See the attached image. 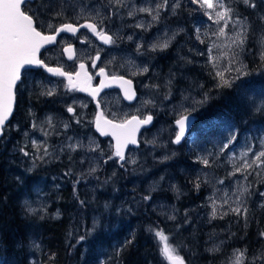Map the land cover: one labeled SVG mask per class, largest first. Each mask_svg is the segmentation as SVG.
<instances>
[{
  "label": "rangeland",
  "instance_id": "1",
  "mask_svg": "<svg viewBox=\"0 0 264 264\" xmlns=\"http://www.w3.org/2000/svg\"><path fill=\"white\" fill-rule=\"evenodd\" d=\"M89 1L91 2L37 0L36 4L32 5V10H36L41 3L48 6L41 8L43 14L39 16L41 28L45 32L52 31L47 28L49 23L56 27L58 22L71 20L84 22L96 17V13L99 12L100 16L93 22L104 18L103 27L107 31H113L115 34L113 36L117 38L116 43L104 45L88 37V43L80 42L79 48L77 46L78 60L85 58L84 60L92 62V58L99 52L102 55L101 65L110 72L139 80L140 85L137 84L139 97L135 102L123 100L117 91L108 93L103 98L102 107L109 118L121 122L132 116L143 119L151 114L153 120L149 127L140 132L138 146H130L126 150L127 162L120 161L113 155L115 151L113 139L109 136L102 137L94 128L98 109L96 106H89L93 104L89 96L78 90L70 91L65 88L64 85L67 83L64 78L50 76L42 70L26 71L23 83L19 87L14 117L0 139V187L16 196L14 198H19V212L23 217L30 219L34 248L37 250L40 248L38 230L35 229L39 222L49 219V216L61 218L66 215L72 221L71 225L75 220L80 223L83 221L81 220L84 216L83 211L79 207L71 205L63 207L65 204H61L60 195L67 185L74 187V192L71 189L72 192L69 193L71 198L73 196L75 199L79 190L88 186L90 190L86 193L93 195L95 199L99 190L94 181L105 182L102 185L104 191L108 182L118 180L119 183L112 189L110 198L102 194L100 202L95 203L96 205L87 204L90 209L87 207L84 209L90 219L89 237L98 234V238L93 240L98 248L92 251V253L100 251L97 264H121L127 238H124V232L117 233V229H122L133 216L140 213L146 215L148 212L162 219V222L155 224L150 218V220L146 218L145 222L138 220V226L145 229L146 238L152 237L159 248L161 245L153 229H163L170 237L169 243L177 249L179 255L182 248L196 260L201 251L216 254L227 244L232 243L235 248L222 261L231 264L235 259V250L240 248L247 250L244 262L246 264L251 258L248 255L249 249L243 245V241L247 231L251 229L252 221H255L254 232L258 229L256 219L264 206V196L260 195L264 193V167L253 166L235 175L230 173L241 167L245 159L250 163L254 158L253 154L250 152L247 157L242 154L249 147H252L253 152H259L260 141L264 139V126H261L262 122L264 123V59L261 58V54L264 53V44L261 42L264 37V21L260 20V17L264 16V0H255L257 4L255 9H247V5L239 0H224L227 6L235 10L224 36L213 34L224 26L223 21L219 25L214 23L215 12L221 10L219 8L210 10L212 19L205 15V9L199 12L200 19L203 20L200 28H195L193 35L187 23H180L182 20L178 19L185 0H169V6L160 10L157 21H153L148 13L136 12L134 16H128L127 13L140 7L154 8L162 0H123L126 7H119L118 10L111 0ZM177 2L180 7L173 11L172 5ZM57 11H62L63 16L54 18ZM237 18L243 20L247 26V39L241 47L232 44L235 33L241 30L239 25L232 26V22ZM251 19L260 23V28H255L253 33L251 32L256 21L253 22ZM140 23L146 27L137 28L136 25ZM129 36L132 37L131 40L127 38ZM164 40H169L166 49L155 51L151 49L153 43H161ZM253 44L257 61L251 63L249 56ZM138 45L142 46L139 51ZM62 47L50 51L52 53L48 54L47 63H54L53 60L67 63ZM145 50L148 54L170 52L172 60H163V55L155 59L163 60L162 67L166 75L162 74L161 77L158 71H154L152 67L154 58L148 54L144 55ZM233 53L237 55L230 64ZM213 63L216 67H213ZM144 67L149 70L141 73L140 69ZM229 67L232 71H226ZM240 68L247 75L235 80L230 88L240 92V87L245 84L241 89L242 95L245 96L248 92L250 99L254 101L250 109L251 120L245 121L241 129L231 127V124L213 128L204 119L211 115H209L211 111L205 114L209 103L215 99L212 102L213 107L223 93V88L217 87L220 80L215 73L223 72L225 79L231 81L238 75L235 70ZM156 78L159 80H155ZM153 80L156 83L154 86L159 87L150 89L148 84ZM251 86H255L256 89L253 90ZM246 87L251 88H247V91L244 89ZM51 88L56 90L54 95H42ZM205 94L208 96L207 101L203 105H196L197 111L192 113L197 118L196 124L189 130L183 143H174L178 133L176 120L186 115L185 109H190L195 102L204 100ZM146 101L152 103L146 104ZM69 106L75 109V113L67 112ZM48 117L52 118V127L47 123ZM77 119L80 123L76 122ZM252 120L257 122L258 129L250 127L248 122ZM33 123L37 125L36 128L32 127ZM65 124L68 128L64 127ZM202 130L204 133H200ZM205 131L212 134L205 137ZM233 131L237 133L236 141L222 152L223 144L227 143ZM45 132L48 135H45ZM33 140L37 143L43 141L47 145L49 155L43 160L37 158L43 155V150L41 148L38 152L32 147ZM76 143L82 146L75 151L68 149L67 145ZM97 145L98 150L89 151V148H95ZM189 147L195 150L194 158L184 155V150H189L187 149ZM21 148L30 155L24 156ZM109 156L113 158L109 160ZM200 158H208L210 165L205 166ZM147 159L156 162L157 166L150 169V166L147 167L145 164L142 167L141 163H145ZM132 160H135L138 166L131 163ZM92 167L96 168V172L89 174ZM105 172L104 177L101 174ZM198 177L200 187L196 188L194 185ZM127 180L135 191L123 185ZM219 181H223V184ZM243 188H247L248 191L241 195L240 190ZM149 194L150 200L143 199ZM225 200L228 202L224 203ZM213 201L216 202V218L211 216ZM240 202H243L248 212L246 214L231 212L230 208L240 206ZM144 205V212H140ZM29 207L35 211H29ZM100 229L104 234L98 233ZM72 231L71 228L69 233ZM76 232L75 245L85 247L88 243L87 237L80 240L79 229H76ZM259 235L260 233L258 237ZM260 246L261 250L252 256L264 251V241L256 248L259 249ZM30 264L38 263L31 257Z\"/></svg>",
  "mask_w": 264,
  "mask_h": 264
},
{
  "label": "snow or ice",
  "instance_id": "2",
  "mask_svg": "<svg viewBox=\"0 0 264 264\" xmlns=\"http://www.w3.org/2000/svg\"><path fill=\"white\" fill-rule=\"evenodd\" d=\"M114 7H126L123 0H111ZM35 3V0H0V137L4 135L6 122L9 121V118L12 116L14 111V106L17 101V92L19 91L20 84L23 83L22 80V70L26 68V66H32L38 69H43L45 72L64 77L67 79V84L64 85L70 91L80 90V91H90L91 95L95 97L104 87L103 82H101L99 87L92 88L91 80L92 76L89 75L86 71V66L84 63L79 65V71L73 72H65L61 67H50L44 60L40 59L41 49L45 45H52L57 41V36L61 33H70L73 36L80 31V29H87L93 36L97 37L100 41L107 45H113L116 43L117 38L113 35H109L107 31H105L103 27V19H99L98 22H93L97 17L100 16V13H96V17H93L91 20H85L83 24H73V23H63L57 27H54L51 23L47 25L48 29L52 30V34H45L44 31L41 30V24L39 22V16L43 13L41 12V8H47V5L41 3L37 6L36 10H32V4ZM193 4H199L201 8L205 9V15L212 19V12L210 10H214L215 8L221 9L220 11L215 12V20L214 23L219 25L221 21H223V27H220L218 32L213 33L214 35L224 36L225 29L229 27V20L232 19V16L235 10L232 7H229L225 4L224 0H191ZM242 3L247 5L250 8L255 9L257 4L255 0H242ZM169 6V0H162L161 3H157L155 7H140L138 9H134L133 11H129L127 13L128 16H134L136 12L148 13L152 16L153 21H157L159 19L160 10L167 8ZM180 7L179 3H175L172 5L173 11L176 8ZM81 13L83 9L80 10ZM63 12L57 11L54 14V18L62 17ZM246 19V18H245ZM261 21H264V16L260 17ZM236 25L240 26V31L235 33V39L232 40V44L237 45V47L243 46L245 40L247 39V26L243 20L239 18L235 19L232 22V26ZM150 26V25H149ZM137 28H145L146 25L143 23L137 24ZM199 31V30H197ZM79 39V37H77ZM129 40L132 39L131 36L127 37ZM88 37L85 36L81 39V43H88ZM262 44H264V37L261 40ZM169 46V40H164L161 43H153L151 45V49L153 51L160 49H166ZM142 46L138 45L137 50L139 51ZM211 51V50H209ZM63 53H68L69 59H73L75 56L74 49L71 45L63 48ZM226 55V54H225ZM237 54H232V59L229 63H233L235 60V56ZM261 58L264 59V53L261 54ZM211 59V57H210ZM100 60V54L97 52L96 56L92 58V66L96 67V62ZM213 67H216L215 63H213ZM148 68L144 67L140 69L141 73L148 72ZM226 71H232L231 67L226 69ZM238 75L233 78V80L225 79L224 73L217 71L215 73L216 77H219L220 83L217 84V87H232L235 80H239L241 76L247 75V73L242 71V68L235 70ZM99 75L107 76L105 72V68L99 69ZM112 79H119L124 84L131 85L130 80H125L124 77H112ZM159 87V86H154ZM55 88L47 89L42 95L52 96L55 94ZM135 93L132 92L129 94V90H125V96L127 99L131 100L134 98ZM208 99L207 94H205L204 100L197 101L190 109H185L186 115H182L180 119L176 120V124L179 125V131L175 136V140L173 141L176 144L181 142L182 137L185 136V132L190 125L193 116L192 113L197 111L196 105H203ZM146 104L152 103V101H146ZM97 106H99V102H97ZM258 111L260 109H257ZM67 112L75 113V109L71 106L67 108ZM219 118H213L208 120L206 123L211 126L215 124L216 120ZM153 116L151 114L146 115L143 119H140L137 116H132L131 119H124L121 122L117 123L115 120H109L104 116L103 112L98 113L96 118V127L98 130H101L104 135H111L115 138V151L113 155L117 157L120 161L127 162V157L125 155L124 149L128 147V145H137V132L139 131L142 125H148L152 122ZM80 123L79 119L76 121ZM47 123L50 127H52V118H47ZM33 128H36L37 125L35 123L32 124ZM65 128H68V125H64ZM107 129V131H105ZM43 130V129H41ZM48 135L47 132L44 133ZM71 139V138H69ZM237 139V133L233 131L232 135L228 138L227 143H224L221 151L227 149L230 144L235 142ZM32 147L36 148L39 152L42 148L43 155L38 156L37 158L43 160L45 156L49 155V150L45 142L41 141L37 143V141L33 140ZM154 143V142H153ZM261 150L259 152H253L252 147H249L245 153L242 155L247 157L248 153L253 154V159L249 163L247 159H245L244 164L241 167L235 168L234 173H230V175H235V173L244 172L247 169L256 167H264V139L260 141ZM82 145L79 143L69 144L67 145L68 149L75 151L80 148ZM98 145L95 148H89V151L98 150ZM21 152H23L24 156H29L30 153L25 149L21 148ZM63 151V149H61ZM113 157L109 156L108 159L111 160ZM170 157H164V159H169ZM201 162L205 166L210 165V161L208 158H200ZM131 163L135 164L136 161L132 160ZM123 167V164L121 165ZM96 168L92 167L89 169V174L95 173ZM68 175V173H65ZM247 177H245L246 179ZM163 179V177H161ZM79 181H77L78 183ZM219 183L223 184V181H219ZM196 188L200 187L199 177L197 178V182L194 185ZM174 187V186H173ZM247 188H243L240 190L241 195L244 192H247ZM261 196H264V193H260ZM145 200H150L151 195H147L143 197ZM228 201L225 200L224 203ZM84 202L81 201V204ZM29 211H35L29 207ZM231 212L236 214H246L248 212L247 207L243 205V202H240V206L235 208H230ZM227 214V213H225ZM58 215V214H57ZM211 216L216 218L217 216V208L216 202L212 203V212ZM174 219V217H172ZM155 237L158 239L161 247L159 248L160 254L169 262V264H186L184 257L177 254V249L169 243L170 237L165 234L163 229H153ZM264 237V232L260 234ZM85 237L81 236L80 240H84ZM131 243V241H128ZM216 251L217 249H212ZM247 250L236 249L234 256V261L231 264H244L246 258ZM54 255V254H53ZM249 264H264V251H262L258 256L254 255L251 257Z\"/></svg>",
  "mask_w": 264,
  "mask_h": 264
},
{
  "label": "trees",
  "instance_id": "3",
  "mask_svg": "<svg viewBox=\"0 0 264 264\" xmlns=\"http://www.w3.org/2000/svg\"><path fill=\"white\" fill-rule=\"evenodd\" d=\"M87 1L91 2L89 0ZM36 2L37 0H35V3H33L32 5H35ZM184 4L185 5L182 6L180 10L178 19L182 20V22L180 21V23H183L185 21L189 27L190 32H192V34L195 35L194 32L195 28H200L201 21L203 20L200 19L201 16L199 15V12H201L203 8H201L199 4L191 3V0H185ZM247 9H250V7L247 6ZM251 20L253 22L256 21L254 19ZM259 25L260 23L257 20L251 33L254 32L255 28H260ZM254 48L255 45L250 48L251 55L249 56V60L251 63L257 61V57L255 53L256 49ZM146 51L147 50H145V52L143 53L144 55L148 54V52ZM246 54L248 56V50L246 51ZM148 55L154 58V61L152 62V67L154 68V71L155 72L158 71L159 75L162 74L166 75L167 73L164 72L165 73L164 74L162 72L163 70H165L164 67L162 68L160 67L163 65L162 64L163 60L173 59L172 55H170V52L149 53ZM160 55L164 56L163 60L155 61V59ZM196 68L198 69L199 66H196ZM144 77L145 76H143V78ZM155 80H159V79L156 78ZM138 82L139 80H137L136 83L140 85ZM187 83L188 82L186 81L185 83L186 86L188 85ZM154 84L156 83L153 80L151 84H148L150 86L148 88L151 89V87H154ZM244 85L240 87V92L238 90H235L234 88L222 87L223 88L222 97L220 96L217 99L216 104H214L213 107H212L213 105L212 102L215 99H213L209 103L208 108L205 110V114L211 111L209 113V115L210 114L211 115L204 120L208 121L213 118H219L216 120L215 124L211 125L213 128L220 127L222 124L226 126H228L227 124H231V127L241 129L245 121L251 120L249 119L252 116L250 114V109L252 108L254 103V101L250 99L248 92H246L245 96L242 95L241 91L243 90L241 89ZM251 87H246L244 89L247 90V88H251ZM252 88L253 90L256 89L255 86H253ZM17 97H18V92H17ZM248 123L250 124L251 128L254 129L259 128L257 126V122L254 120ZM261 126H264L263 122ZM200 133H204V131L202 130L200 131ZM211 134H212L211 132L205 131V137H209ZM187 149L189 150L185 151L186 150L185 149L184 155L194 158L195 150H193L190 147ZM141 164L142 167H144L145 164L147 165V167L150 166V169L155 168L157 166L156 165L157 163L151 161L150 159H147L145 163L142 162ZM101 175L105 177L106 172ZM106 178L111 180V178L109 177ZM89 180L91 181V179ZM104 183H98L97 181L94 182V184L97 185L98 190L100 189L99 194L96 196L95 200H93L94 197L91 196V194L86 193L88 191V186H84L86 188H84L83 190L79 188L80 190L77 197L76 194L74 193L76 197L75 199H73L74 198L73 196L71 198V195H69L70 192L72 191L74 192L73 190L74 187L72 188L71 185H70L71 187L67 185L66 186L67 188L62 190L60 199H62L61 204L63 205L65 204V206L63 207H66L67 205L79 207L83 211L84 216L83 219L81 218V220L83 221H81L80 223L79 221L75 220L73 222V225H71L72 221L68 218V216L64 215L61 218H55L49 216V219L46 218L45 220L39 222L37 229H35L38 230L37 231V236L39 238L38 243H40V248L38 250L34 248V243H33L34 234L31 233L32 228L30 227V221H29L30 219L23 217L19 212V205H18L19 198L18 197L14 198L16 196L11 195L7 189L0 187V264H30L31 257L36 259V262L38 264H97L96 260L100 255V251H96L94 253H92V251L93 249L98 248L97 244L93 242V240H96L98 238L97 237L98 234L89 237L90 230H88L89 229L88 226L90 224V219L86 215V211L84 209H86V207L90 209V207H88L87 204H95L98 201L100 202V200L102 199V194L103 196L106 195L110 197L111 190L114 187H116L115 185H118L119 182L118 180H113L112 182H108V185L106 186L107 189L105 188L103 191L102 185ZM123 185L129 186V181L127 180ZM129 187L130 189H133V191L136 190V189L134 190L133 186H129ZM70 199L72 200L71 202ZM81 201H83L84 203L81 204ZM66 210L70 211L68 209ZM144 210H145V205L141 208L140 212H144ZM146 218L147 219L150 218L151 220L150 219L149 220L154 222L155 224H159L160 222H162V219L160 218L158 219L157 217L150 215L149 212L146 215H142V213H140L137 216L136 215L133 216V219L128 224H126L122 229H117V233L124 232V238H127L124 244L123 259L121 264H169V262L161 256L159 251V246L156 244L154 239L152 237L146 238L145 229L138 226V220L145 222ZM256 220H257L258 229L256 230V232H254L253 227L255 225V221H252L250 226L251 229L247 231L245 240L243 241V245L249 249L248 255H250V258L255 252L261 250V246L259 247V249H257L256 246H259L264 241V237H262L261 235H259L258 237L259 233L261 234L262 232H264V206L261 208L259 212V217ZM71 228L73 229V231L72 233H69ZM133 228H137V230H133ZM76 229H79V236L87 237L86 241L88 243L87 245H85V247H81L80 245H75V241L77 240L74 238V235L77 233ZM98 233L104 234L101 231V229L98 231ZM128 241H131V243H128ZM90 245H92V247ZM252 246H254V248ZM234 248L235 245L229 243L225 246V248L221 252L216 254H209L207 252L205 253L201 251V254L198 255V258H196V260H193L190 254H187L185 251H183L182 248H180L181 250L180 254L182 255V257H184L186 264H225L226 261L224 262L222 260H224L225 257L228 256L227 254ZM246 264H249V260L246 262Z\"/></svg>",
  "mask_w": 264,
  "mask_h": 264
},
{
  "label": "flooded vegetation",
  "instance_id": "4",
  "mask_svg": "<svg viewBox=\"0 0 264 264\" xmlns=\"http://www.w3.org/2000/svg\"><path fill=\"white\" fill-rule=\"evenodd\" d=\"M71 22H73V24H83V23H85V21L83 22V21H76V20H71V21H65V22H58L57 23V26H59L60 24H63V23H71ZM56 26V27H57ZM41 30H42V28H41ZM43 31V30H42ZM105 31H107V30H105ZM45 32V31H44ZM52 33V31H48V32H45V33ZM108 32V34L109 35H114L115 36V34L113 33V31H107ZM85 36H87V37H89V38H93V39H95V41H98V42H100V43H102V44H104L102 41H100L97 37H95V36H93L87 29H80V31L76 34V36H73L72 34H70V33H63V34H61V36L59 37V42L58 43H56V45L55 46H53V47H48V48H46V49H44L42 52H41V54H40V59H42V60H44L46 63H47V58H48V54L50 55V53H52V52H50V51H52V50H54L55 48H58V47H62L63 46V44H66L65 46H63L62 47V50H63V48H65L66 46H69V45H74L75 46V48H76V54H77V59L75 60V61H68L67 60V58H66V62L67 63H65L64 61H62V62H59L58 60H53L54 61V63H47V64H49V65H59V66H62V67H64L65 68V71L66 72H73V73H75L77 70H78V68H79V64L80 63H85V65H86V68H87V70L90 72V74H91V76H92V80H91V83H92V85H94V86H96V85H98L99 84V82H100V76H99V74H98V72H99V69L100 68H105V70H106V72H107V74L108 75H110V76H112V75H115L114 73H112V72H110L106 67H103L102 65H101V62H100V60H98L97 62H96V67H93L92 66V62L91 61H86V60H84V59H82V60H78L79 59V56H78V49H77V46H78V48H79V43L81 42V39L83 38V37H85ZM184 36H185V34H184ZM77 37H79V39L77 38ZM124 39V38H123ZM65 41H67V43H65ZM70 42H73V43H70ZM69 43V44H68ZM104 45H107V44H104ZM66 57V56H65ZM100 59H102V55L100 54ZM36 69H38V68H36ZM38 70H42V71H44L43 69H38ZM37 70V71H38ZM36 71V70H35ZM26 73V72H25ZM24 73V74H25ZM46 73V72H45ZM118 75H123V74H118ZM58 77H60V76H58ZM61 78H64V77H61ZM65 79V81H67L66 80V78H64ZM137 78H135V79H133L134 81H135V83L137 82V80H136ZM136 86H138L137 85V83H136ZM138 88V87H137ZM79 91V90H78ZM113 91H117V92H119V94L121 95V97H122V99L124 100V97H123V95H122V93H121V91L118 89V88H111V89H108V90H105L102 94H101V96L99 97V99H98V101H99V103L101 104V107H102V100H103V98L108 94V93H113ZM84 95H87L88 96V94H84ZM90 98L93 100V104L91 103V104H89V106L91 107H97V109H99V106H97V103L95 102V100L90 96ZM103 108V107H102ZM92 109V108H91ZM104 109V108H103ZM105 111V110H104ZM97 114H98V112H97ZM105 115H106V113H105ZM107 116V115H106ZM108 117V116H107ZM97 118V117H96ZM136 164V163H135ZM134 164V165H135ZM137 165V164H136Z\"/></svg>",
  "mask_w": 264,
  "mask_h": 264
},
{
  "label": "water",
  "instance_id": "5",
  "mask_svg": "<svg viewBox=\"0 0 264 264\" xmlns=\"http://www.w3.org/2000/svg\"><path fill=\"white\" fill-rule=\"evenodd\" d=\"M66 33V32H65ZM45 34H48V33H45ZM62 34V33H61ZM60 34V35H61ZM59 35V36H60ZM59 36H57V41H58V37ZM57 41L54 43V44H52V45H45L42 49H41V52L44 50V49H46V48H48V47H50V46H54L56 43H57ZM72 47H73V49H74V52H75V56H74V58L73 59H69L68 58V56H69V54L68 53H65V56H66V58H67V60H69V61H73V60H75L76 59V48H75V46L74 45H71ZM67 47V46H66ZM41 52H40V54H41ZM40 54H39V56H40ZM83 63V62H82ZM81 64V63H80ZM79 64V65H80ZM85 64V63H84ZM86 66V65H85ZM50 67H59V66H56V65H52V66H50ZM62 68V67H61ZM27 69H36L35 67H32V66H26V68L24 69V70H22V77H23V74H24V72L27 70ZM77 71H79V68H78V70ZM86 71H87V73L89 74V75H91L90 74V72L87 70V68H86ZM66 72V71H65ZM105 72H106V70H105ZM107 73V72H106ZM49 74V73H48ZM98 74H99V72H98ZM50 75H52V74H50ZM52 76H55V75H52ZM100 76V82H99V84L98 85H96V86H94V85H92V83H91V87L92 88H96V87H99L100 86V84H101V82H103V84H104V87L101 89V91L98 93V95H96L95 97H93L92 95H91V92L90 91H80L81 93H85V94H88V95H90L94 100H95V102L97 103V102H99L98 101V99H99V97L101 96V94L105 91V90H108V89H111V88H118L120 91H121V93H122V95H123V97H124V99L126 100V101H128V102H135L137 99H138V97H139V92H138V90H137V88H136V84H135V81L131 78V77H129V76H125V75H112V76H110V75H108L107 74V76L105 77V76H101V75H99ZM124 77V79L125 80H130L131 81V85H128V84H124L122 81H120L119 79H112V77ZM67 80V79H66ZM126 89H128L129 90V94H131L132 92H134L135 93V95H134V98L133 99H131V100H129V99H127V97L125 96V90ZM17 103V102H16ZM15 108H16V104H15V106H14V111H13V114H12V116L9 118V121L12 119V117H13V115H14V112H15ZM100 112H103V114H104V116H105V113H104V109L101 107V104L99 103V109H98V113H100ZM98 115V114H97ZM193 116V119H192V121H191V123H190V125L188 126V129L186 130V132H185V136L184 137H182V139H181V142L185 139V137L187 136V134H188V132H189V130L192 128V126L193 125H195V123H196V121H197V118L194 116V115H192ZM106 117V116H105ZM138 117V116H137ZM140 118V117H139ZM107 119H109V120H114V119H111V118H108L107 117ZM131 119V118H130ZM140 119H142V118H140ZM180 119V118H179ZM178 120V119H177ZM9 121L8 122H6V125L9 123ZM117 123H119V121H117V120H115ZM150 126V124H148V125H142L141 127H140V129H139V131L137 132V140H138V137H139V134H140V132L144 129V128H146V127H149ZM94 128H95V130L102 136V137H111L112 139H113V141H114V147H115V143H116V141H115V138L113 137V136H111L110 134L109 135H104L103 133H102V131L101 130H98L97 129V127H96V123H94ZM105 131H107V129H105ZM178 131H179V125H178ZM1 138V137H0ZM180 142V143H181ZM130 145H128V147H129ZM131 146H138V144L137 145H131ZM128 147L126 148V149H124V152H125V154H126V150L128 149Z\"/></svg>",
  "mask_w": 264,
  "mask_h": 264
},
{
  "label": "bare ground",
  "instance_id": "6",
  "mask_svg": "<svg viewBox=\"0 0 264 264\" xmlns=\"http://www.w3.org/2000/svg\"><path fill=\"white\" fill-rule=\"evenodd\" d=\"M184 22H185V21H184ZM120 28H121V27H120ZM48 34H52V33H48ZM60 36H61V35H60ZM60 36H59V37H60ZM59 37H58V40H59ZM187 37H188V36H187ZM124 38H125V37H124ZM185 41H186V40H185ZM58 42H59V41H57V43H58ZM257 42H258V41H257ZM257 42H256V43H257ZM258 43H259V42H258ZM55 45H56V44H55ZM55 45H54V46H55ZM51 47H53V46H51ZM189 53H190V52H189ZM203 54H204V53H203ZM187 56H188V55H187ZM76 59H77V55H76ZM76 59H75V60H76ZM75 60H73V61H75ZM68 61H69V60H68ZM160 61H161V60H160ZM45 63H46V62H45ZM162 63H163V62H162ZM157 64H158V63H157ZM180 64H181V63H180ZM48 65H49V64H48ZM155 65H156V64H155ZM49 66H52V65H49ZM160 66H161V64H160ZM59 67H60V66H59ZM155 68H156V67H155ZM160 68H162V66H161ZM29 70H38V69H27L26 71H29ZM63 70H64V69H63ZM26 71H25V72H26ZM64 71H65V70H64ZM162 72L164 73V70H163ZM158 73H159V72H158ZM164 74H165V73H164ZM160 76H161V75H160ZM162 76H163V75H162ZM162 76H161V77H162ZM161 77H160V78H161ZM66 83H67V82H66ZM187 84H188V83H187ZM189 84H190V83H189ZM159 89H160V88H159ZM203 94H204V93H203ZM100 171H102V170H100ZM98 174H99V173H98ZM113 178H114V177H113ZM91 181H92V180H91ZM112 181H113V180H112ZM54 182H55V181H54ZM94 182H95V181H94ZM96 186H97V185H96ZM88 190H90V189H88ZM94 190H95V189H94ZM99 190H100V189H99ZM86 191H87V190H86ZM111 191H112V190H111ZM96 193H97V192H96ZM96 193H95V195H96ZM31 195H32V194H31ZM92 196H93V195H92ZM95 197H96V196H95ZM109 198H110V197H109ZM93 200H95V199H93ZM117 201H118V200H117Z\"/></svg>",
  "mask_w": 264,
  "mask_h": 264
}]
</instances>
